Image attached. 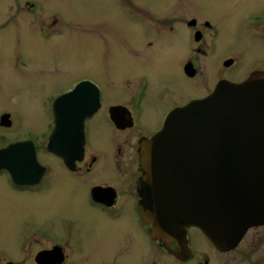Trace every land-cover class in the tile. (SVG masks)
<instances>
[{
	"label": "flooded vegetation",
	"instance_id": "1",
	"mask_svg": "<svg viewBox=\"0 0 264 264\" xmlns=\"http://www.w3.org/2000/svg\"><path fill=\"white\" fill-rule=\"evenodd\" d=\"M211 1L225 6L213 14ZM175 2L167 0V11L160 13L144 9L139 0H120L119 25L125 28L127 25L120 22L126 17L131 19L132 25L126 31L134 38L133 47L143 44L142 37L147 36L148 29L156 32L146 44L148 49L155 48L163 34L169 36L167 40L176 37L177 29L185 32L190 45L179 66L180 75L191 87L190 93L170 104L155 119L153 128L148 125L152 114L144 122L148 81L143 73L126 84L133 82L126 86V97L108 103L96 81L77 76L65 91L47 99L42 107L47 123L39 131L26 133L21 139L0 141V151L15 147L0 154V185L7 189L9 200L18 202L22 209L23 217L15 219L25 229L6 238L0 247V264H264V224L249 228L234 248L220 251L195 227L187 229L182 246L172 242L163 247L142 221L137 185L141 177L137 154L140 141L160 131L170 112L211 95L221 82L239 84L254 72H264V0H206L203 15L201 0H182L188 12L184 16L178 13ZM245 4L255 11L240 15L239 9ZM10 6L6 18L0 17V33L11 26L19 27L15 17L9 15L12 9L23 15L29 12L43 16L44 12L39 0H14ZM220 17L234 23L236 29L241 28L239 53L226 52L227 43L220 38V25L214 21ZM53 18L47 27L37 29L44 39L63 31V25L57 23L59 19ZM237 36L236 30L232 38L236 45ZM1 37L6 39L7 34ZM115 44L122 55L123 49ZM126 59L121 58L123 67ZM18 65L25 66L20 61ZM79 86L84 89L76 91ZM94 91L98 108L84 117L80 134L71 131L72 123H65L67 127L60 129L52 141L57 121L54 101L68 93H78L70 101L77 111L92 102ZM18 115L17 110L1 108L0 129L15 127ZM51 143L55 144V152ZM73 204L78 217L66 214ZM41 214L51 216L43 220L30 218ZM90 223L95 224L98 244L90 235ZM251 232L254 237L243 244ZM193 234L200 239L195 240Z\"/></svg>",
	"mask_w": 264,
	"mask_h": 264
},
{
	"label": "water",
	"instance_id": "2",
	"mask_svg": "<svg viewBox=\"0 0 264 264\" xmlns=\"http://www.w3.org/2000/svg\"><path fill=\"white\" fill-rule=\"evenodd\" d=\"M75 97L54 101L52 141L65 123L80 134L84 117L97 110L95 91L77 111L70 106ZM137 154L139 210L153 239L182 246L195 227L218 250L234 248L249 228L264 224V73L221 82L211 95L170 112Z\"/></svg>",
	"mask_w": 264,
	"mask_h": 264
},
{
	"label": "rangeland",
	"instance_id": "3",
	"mask_svg": "<svg viewBox=\"0 0 264 264\" xmlns=\"http://www.w3.org/2000/svg\"><path fill=\"white\" fill-rule=\"evenodd\" d=\"M43 8V16L29 13L23 15L12 9L15 23L19 27H9L0 33V109L17 110V124L9 130L0 129V141H10L26 137V133H35L41 125L47 123L46 113L42 110L47 99L56 93L65 91V86L77 76L88 77L96 81L102 88L105 102L121 100L128 95L126 85L134 76L143 73L148 81L144 97L145 123L154 127L155 119L170 104L181 101L188 96L191 87L179 73V66L190 47L186 34L177 29V36L169 38L164 35L152 49L147 48L153 29L146 31L142 37L143 44L135 48L131 45L134 38L126 31L132 25L126 17L121 28L120 0H39ZM180 15H187L182 0H174ZM246 2L248 0H239ZM14 0H0V17L6 18V11L12 8ZM144 9L165 13L167 0H139ZM206 0H201L203 15ZM9 6V8H8ZM161 6V7H160ZM225 5L211 1L213 14ZM160 7V8H159ZM159 8V9H155ZM175 9V8H174ZM172 10V7L169 8ZM255 11L249 4L243 5L239 12L245 15ZM61 23L63 31L48 39L40 36L37 29L48 26L54 19ZM118 22H116V21ZM220 25V38L227 43L228 53H239L241 45V28L230 24L225 17L214 19ZM58 24V25H59ZM35 28L36 30H34ZM45 28V27H43ZM228 30V32H227ZM239 32L236 45L232 38ZM12 31V32H10ZM6 35L3 39L1 35ZM140 36V34H139ZM138 36V37H139ZM118 43L123 50L119 55ZM116 48V49H115ZM117 50V51H116ZM121 58H127L123 67ZM18 61L25 66L18 65ZM264 73V72H263ZM117 101V102H118ZM116 103V102H115ZM8 191L0 185V247L5 245L6 238L24 232L21 221L22 209L18 202L10 201ZM27 201V199H25ZM67 216L78 217L76 205H71ZM75 215V216H74ZM50 214L31 215L32 220L49 218ZM27 220L28 223L36 221ZM91 233L95 242V224H91ZM249 233L243 244L250 243L254 235ZM199 240L198 234H193ZM98 244V243H97ZM93 256L96 246L92 242Z\"/></svg>",
	"mask_w": 264,
	"mask_h": 264
}]
</instances>
